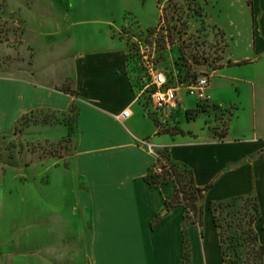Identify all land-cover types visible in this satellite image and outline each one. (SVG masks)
<instances>
[{"label":"crops","instance_id":"0c3cea01","mask_svg":"<svg viewBox=\"0 0 264 264\" xmlns=\"http://www.w3.org/2000/svg\"><path fill=\"white\" fill-rule=\"evenodd\" d=\"M61 1L70 20L63 31L44 37L64 35L65 42L48 47L43 63L33 47V72L17 78L15 98L31 109L75 107L74 153L66 168L72 176L66 191L49 195L48 208L51 215L69 217L63 225L68 231L81 232L85 264H183V232L190 264H223L209 205L246 197L258 204L261 218L254 228L264 246V0L205 4V18L227 40L226 51L208 71V103L198 107L194 97L181 94L177 116L164 131L131 83L121 34L131 25L126 16L141 30L156 27L169 0ZM67 82L72 93L61 90ZM9 93L4 88L3 98L10 99ZM217 108L230 110L224 138L212 128L217 121L210 112ZM125 109L130 115L118 121ZM187 110L200 112L187 119ZM164 149L192 171L197 187H207L198 202L202 226L184 220L183 206L164 212L176 190L173 181L153 187L145 180ZM66 247L75 244L66 241Z\"/></svg>","mask_w":264,"mask_h":264},{"label":"rangeland","instance_id":"374dc122","mask_svg":"<svg viewBox=\"0 0 264 264\" xmlns=\"http://www.w3.org/2000/svg\"><path fill=\"white\" fill-rule=\"evenodd\" d=\"M209 2L170 0L162 8L159 24L146 30L133 26V18L126 16L131 25L122 28L121 37L127 45V72L137 92L147 84L146 60L164 71L170 82L186 83L198 68L205 66L208 72L219 66L227 40L205 18ZM67 7L61 0H0V264H70L72 249L73 264H85L81 232L68 231L63 225L69 217L51 215L48 208L49 195L66 191L67 178L72 176L66 168L74 153L76 110L19 107L15 98L17 78L33 72V47L39 50L38 62L43 63L48 47L65 42L64 35L48 40L44 36L65 29L71 14ZM152 42L153 54L140 52L139 43L145 49ZM6 80L8 84L3 83ZM2 87H8L10 99L3 98ZM65 87L70 89V83ZM147 98L145 93L141 96L145 105ZM229 112L221 108L210 112L217 121L212 128L223 133ZM216 214L227 247L231 241H241L236 225L241 217L248 228L253 202L228 201ZM66 241H73L75 248H65ZM238 251L246 256V248L238 247Z\"/></svg>","mask_w":264,"mask_h":264},{"label":"trees","instance_id":"16d2710c","mask_svg":"<svg viewBox=\"0 0 264 264\" xmlns=\"http://www.w3.org/2000/svg\"><path fill=\"white\" fill-rule=\"evenodd\" d=\"M61 90L63 92H71L70 89L66 87H62ZM74 109L75 107L72 106L71 110ZM199 112V110H187L186 118L193 119ZM225 135L226 131H224L223 133H219L220 138H224ZM158 154V164L161 160L164 161L166 165H163V167H167V169H164L161 173H157V163H155L147 172L145 180L150 186L153 187H160L170 181H173L175 183V193L173 195V198L165 203L164 212L167 213L177 206H183L184 220L188 223L198 224L199 226H202V208L198 205V202L203 199L204 192L207 187H197L193 181L192 171L185 165L180 166L179 164L174 163L170 159L167 149L159 151ZM241 199L245 202L247 201V199L252 200L254 215L250 216L247 229H245L244 225H242V218H239L236 228L240 233L239 239H241V241H238L236 244H232L231 241L227 247H225L226 237L223 229V224L216 214L217 208L220 207L222 203H210L209 205V209L213 213L214 224L219 230L220 252L222 254L223 264H264V246L258 243L257 232L254 228V224L256 223V221L261 218L258 204L253 197H246ZM161 218L162 214L157 215L156 218L152 221L151 227H156ZM238 247L246 248L245 257L241 256V253H239L238 251ZM229 248L232 249V253H228ZM182 262L183 264H190L187 239L184 232L182 241Z\"/></svg>","mask_w":264,"mask_h":264},{"label":"built area","instance_id":"2783aa9c","mask_svg":"<svg viewBox=\"0 0 264 264\" xmlns=\"http://www.w3.org/2000/svg\"><path fill=\"white\" fill-rule=\"evenodd\" d=\"M151 47L145 45L147 48H143V45L139 43L140 52H152L155 50V43L152 42ZM148 57L147 55L145 58ZM146 74L148 77L146 86L137 92V96H141L145 93L148 98V104H144L149 115H153L157 120L159 129H167L170 127V123L173 120L175 114L179 110L180 95L185 94L194 97L197 100L199 106L207 104L209 101V95L207 93L209 85V73L207 71L197 70L192 73L190 80L186 83L174 79L171 82L167 78L164 71H161L154 67V65L146 60ZM130 115V111L125 109L115 118L118 121L126 119ZM157 159L159 154L157 153ZM157 163L156 172L161 173L164 169L163 165H166L164 161Z\"/></svg>","mask_w":264,"mask_h":264},{"label":"water","instance_id":"95a60500","mask_svg":"<svg viewBox=\"0 0 264 264\" xmlns=\"http://www.w3.org/2000/svg\"><path fill=\"white\" fill-rule=\"evenodd\" d=\"M199 70H201V71H206V67L204 66V67H201V68H198Z\"/></svg>","mask_w":264,"mask_h":264}]
</instances>
